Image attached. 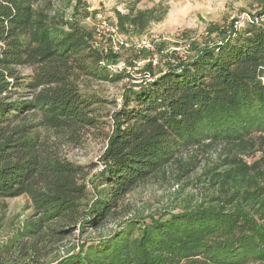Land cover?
Returning <instances> with one entry per match:
<instances>
[{"label": "trees", "instance_id": "trees-1", "mask_svg": "<svg viewBox=\"0 0 264 264\" xmlns=\"http://www.w3.org/2000/svg\"><path fill=\"white\" fill-rule=\"evenodd\" d=\"M30 1L0 0V198L28 197L39 216L26 231L31 239H39L44 228L60 242L77 225L98 228L117 219L126 195L165 175L177 142L230 140L264 128V0H259L258 12L240 31L216 30L219 41L157 74L145 66L149 80L125 89L108 117L104 169L95 178L99 190L91 195L84 168L48 154L30 136L24 116L41 112L57 129L95 128L106 102L81 90L82 81L117 83L126 76L110 71L116 56L103 55L90 30L50 17ZM115 13L120 32L139 34L166 11L132 5L126 15ZM21 68H32V75L25 79ZM26 91L35 95L26 99ZM48 223L53 224L45 227ZM249 260L264 261V207L168 212L143 221L131 217L108 238L82 244L79 252L51 264Z\"/></svg>", "mask_w": 264, "mask_h": 264}, {"label": "rangeland", "instance_id": "rangeland-1", "mask_svg": "<svg viewBox=\"0 0 264 264\" xmlns=\"http://www.w3.org/2000/svg\"><path fill=\"white\" fill-rule=\"evenodd\" d=\"M31 5L48 16L75 21L90 30L95 45L103 55L116 56L111 72L125 74L117 83L82 81L81 90L105 100L97 117L101 123L83 130L57 129L41 112L24 116L31 126V135L39 139L48 154L84 168L85 184L91 195L96 176L104 169L101 155L109 134L108 117L121 102L126 88L138 89L149 80L148 71L157 74L169 65L191 58L198 49L219 41L216 30L240 31L258 12L259 0H31ZM148 10L161 6L166 13L142 33L119 31L116 13L126 15L127 7ZM119 42L124 45L120 46ZM146 42L149 48L140 47ZM112 64V65H111ZM109 65V63H108ZM28 79L32 68H21ZM29 92V91H26ZM35 92L25 94L31 99ZM257 195V199L253 196ZM256 202V204H254ZM264 207V128L252 129L236 139L174 145L173 157L165 175L138 186L125 196L118 209L120 216L98 228L77 225L66 239L57 242L41 231L39 239H31L26 231L38 220V213L26 196L0 198V261L51 264L77 253L82 244L108 238L127 219L138 221L157 218L165 213H180L204 208ZM53 223L45 225L52 226ZM136 231L134 236H136ZM244 264H264L249 260Z\"/></svg>", "mask_w": 264, "mask_h": 264}, {"label": "built area", "instance_id": "built-area-1", "mask_svg": "<svg viewBox=\"0 0 264 264\" xmlns=\"http://www.w3.org/2000/svg\"><path fill=\"white\" fill-rule=\"evenodd\" d=\"M120 46H123L124 44L122 42H119ZM140 47L149 48V45L146 42H142Z\"/></svg>", "mask_w": 264, "mask_h": 264}]
</instances>
